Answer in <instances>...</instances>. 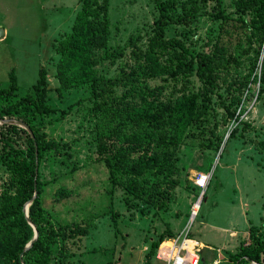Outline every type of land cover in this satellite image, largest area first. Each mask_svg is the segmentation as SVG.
Here are the masks:
<instances>
[{
  "label": "rangeland",
  "instance_id": "obj_1",
  "mask_svg": "<svg viewBox=\"0 0 264 264\" xmlns=\"http://www.w3.org/2000/svg\"><path fill=\"white\" fill-rule=\"evenodd\" d=\"M174 1L168 16L177 20L166 25L163 38L177 39L193 55H213L211 91L196 60L193 70L177 79L146 75L139 53L144 55L155 33L154 0H106L107 42L96 54L95 81L66 89L58 88L55 48L70 32L78 0H0V88L8 85L12 69L16 97L30 94L43 69L46 102L58 111L34 120L44 139L55 143L38 164L39 202L55 233L48 264H161L147 255L151 242L165 229L183 230L200 194L189 227V237L201 245L199 264H232L230 256L250 234L264 243V93L256 100L264 40L233 0ZM193 7L196 13L181 22L178 17ZM173 51L156 49L157 62L173 63ZM131 72L132 84L121 85ZM130 86L134 93L158 88L160 101L195 95L199 111L172 168L159 175L145 172L132 192L126 188L130 176L118 183L119 173L112 178L103 162L114 141L109 135L119 121L125 127L130 121L115 117L109 101ZM103 101V111L95 108ZM8 145L27 152L23 133L0 127V195L8 178L2 163ZM100 145L107 149L99 152ZM200 173L210 175L205 187L195 183Z\"/></svg>",
  "mask_w": 264,
  "mask_h": 264
},
{
  "label": "trees",
  "instance_id": "obj_2",
  "mask_svg": "<svg viewBox=\"0 0 264 264\" xmlns=\"http://www.w3.org/2000/svg\"><path fill=\"white\" fill-rule=\"evenodd\" d=\"M78 2L79 9L74 15L70 32L55 48L58 53L55 76L60 89L94 83L93 67L98 59L96 54L105 48L107 42L106 0H78ZM233 2L236 10L249 14V26L264 40V0H233ZM154 5L157 10V17L153 21L155 33L149 40L144 55L139 53L145 61L144 65L148 67L146 75L149 77L165 75L177 79L190 73L193 70V60H196L200 77L211 91L214 87L213 55H193L177 39H164L166 25L177 20L168 16V13L176 7L175 1L154 0ZM196 11L195 7L184 10L183 15L178 18L181 22H187ZM216 16L220 19L224 18L220 13ZM218 28L220 32H224L222 24ZM174 48H177L178 52ZM156 49L174 50V62L165 66L159 64L157 62L159 52L156 54ZM145 66L142 69L141 65H137V68L145 70ZM134 77L133 72L129 73L121 85L125 87L127 83L131 85ZM247 79L249 80V76ZM7 82L5 88H0V121H18L27 127V131L10 124H1L0 127L10 132L23 133L27 152L22 154L8 145L2 161L7 169L8 178L5 182L6 187L0 195V264H48L49 245L55 233L51 231V224L39 202L41 182L38 164L46 150L52 145L55 146V143L44 139L34 120L58 111L49 107L46 102L47 84L43 69L38 71L37 79L31 87L32 94L16 97L17 82L12 69L7 73ZM242 85L243 82L239 81L238 86ZM258 87L256 100L264 93V47L261 53ZM159 95L158 88L134 93L133 86H130L121 93L118 100L109 101L112 105L111 112L115 117L118 119L129 117L130 121L126 127L119 121L118 129L113 130L109 135L114 141L109 151L105 152L103 162L112 178L117 172L119 173L118 183L124 181L126 176H130L126 184L128 192L134 190L129 189L134 187L136 178L145 172L152 171L159 175L164 169L172 168L175 151L185 137L187 127L199 116L195 95H181L175 99L166 98L162 101L158 100ZM103 105L104 101L95 108H102L103 111ZM225 108L227 109V106ZM226 114L229 118L235 117L234 112L226 111ZM234 134L235 129L230 132L229 137L232 138ZM100 146L102 150L99 152L107 149ZM33 193L35 197L31 199ZM27 202H29L27 218L33 224L37 236L31 246L23 250L33 236V230L22 213V208ZM175 236L176 233L165 229L156 241L151 242L147 255H154L160 242ZM229 259L232 264H240L242 261L264 264V243L250 234L248 243L241 241L238 251Z\"/></svg>",
  "mask_w": 264,
  "mask_h": 264
},
{
  "label": "built area",
  "instance_id": "obj_3",
  "mask_svg": "<svg viewBox=\"0 0 264 264\" xmlns=\"http://www.w3.org/2000/svg\"><path fill=\"white\" fill-rule=\"evenodd\" d=\"M210 178L209 174H198L195 183L199 187H205ZM201 197V196H200ZM197 203V200L194 202ZM194 205L189 212V219L185 228L176 233L174 238L163 240L158 244L154 252V259L161 264H197L198 242L189 237V227L196 213H193Z\"/></svg>",
  "mask_w": 264,
  "mask_h": 264
},
{
  "label": "water",
  "instance_id": "obj_4",
  "mask_svg": "<svg viewBox=\"0 0 264 264\" xmlns=\"http://www.w3.org/2000/svg\"><path fill=\"white\" fill-rule=\"evenodd\" d=\"M2 36V31L0 30V37ZM0 123L1 124H10V125H15V126H17V127H20V128H22V129H24V130H26L27 131V127L25 126V125H23L22 123H20V122H18V121H15V120H2V121H0ZM201 194L199 195V197H198V199H197V203L198 202H200V200H201ZM35 197V193H33V195H32V197H31V199H33ZM31 199H30V201H31ZM29 201V202H30ZM29 202H27L24 206H23V208H22V213H23V216H24V218L26 219V221H27V223L31 226V228H32V230H33V236H32V238H31V240L24 246V248H23V250H26L27 248H29L30 246H31V243L35 240V238H36V236H37V233H36V230H35V228H34V226H33V224H31L30 223V221L28 220V218H27V208H28V203Z\"/></svg>",
  "mask_w": 264,
  "mask_h": 264
},
{
  "label": "bare ground",
  "instance_id": "obj_5",
  "mask_svg": "<svg viewBox=\"0 0 264 264\" xmlns=\"http://www.w3.org/2000/svg\"><path fill=\"white\" fill-rule=\"evenodd\" d=\"M197 208H198V206H197V204H196V205L194 206V208H193V213H195V211L197 210ZM197 264H199V256H198Z\"/></svg>",
  "mask_w": 264,
  "mask_h": 264
},
{
  "label": "crops",
  "instance_id": "obj_6",
  "mask_svg": "<svg viewBox=\"0 0 264 264\" xmlns=\"http://www.w3.org/2000/svg\"><path fill=\"white\" fill-rule=\"evenodd\" d=\"M213 228H214V227H213ZM196 242H198V241H196ZM198 246L200 247L201 245L198 243ZM198 249H199V248H198ZM199 252H200V251L198 250V254H199ZM199 261H200V259H199ZM229 263H231V262H229ZM214 264H218L217 261L214 262Z\"/></svg>",
  "mask_w": 264,
  "mask_h": 264
}]
</instances>
